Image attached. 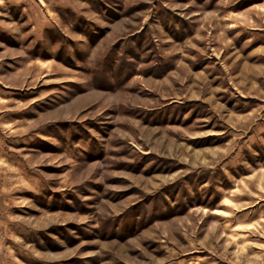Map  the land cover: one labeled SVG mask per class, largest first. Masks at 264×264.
<instances>
[{
	"label": "rangeland",
	"instance_id": "obj_1",
	"mask_svg": "<svg viewBox=\"0 0 264 264\" xmlns=\"http://www.w3.org/2000/svg\"><path fill=\"white\" fill-rule=\"evenodd\" d=\"M0 264H264V0H0Z\"/></svg>",
	"mask_w": 264,
	"mask_h": 264
}]
</instances>
